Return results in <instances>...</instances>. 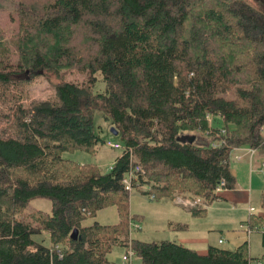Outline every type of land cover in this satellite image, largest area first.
Returning <instances> with one entry per match:
<instances>
[{
	"label": "trees",
	"instance_id": "obj_1",
	"mask_svg": "<svg viewBox=\"0 0 264 264\" xmlns=\"http://www.w3.org/2000/svg\"><path fill=\"white\" fill-rule=\"evenodd\" d=\"M16 20L18 56L1 58L0 85L40 75L55 96L4 113L0 264H116L109 254L130 242L143 264H264L248 240L201 254L174 240L131 238L130 222L141 216L131 213L122 182L139 164L135 186H147L144 193L211 205L222 178L236 186L235 148L264 155V0H20ZM71 69L88 82L66 80ZM98 72L106 87L95 92ZM96 111L113 119L124 146L106 171L84 156L106 144ZM209 113L224 119L211 127ZM38 198L51 212L32 206ZM112 206L117 223L85 224ZM246 225L264 245V212Z\"/></svg>",
	"mask_w": 264,
	"mask_h": 264
},
{
	"label": "rangeland",
	"instance_id": "obj_2",
	"mask_svg": "<svg viewBox=\"0 0 264 264\" xmlns=\"http://www.w3.org/2000/svg\"><path fill=\"white\" fill-rule=\"evenodd\" d=\"M20 0H1L0 5V26L4 32V39L0 45V61L16 62L18 52L16 47L19 35L17 10ZM2 58V59H1ZM66 80H72L85 84L88 82L89 74L82 73L79 70L71 69L63 72ZM98 81L95 84L94 91H103L106 87L103 75L98 72L95 75ZM24 80H16L0 85V134L5 124L4 113L8 112L11 106L23 104L30 105L34 100L54 99L55 91L50 82L44 76H35L29 79L25 75ZM95 125L101 128V136L105 141L122 142L120 135H115L112 128L115 127L113 119H107L105 113L96 111ZM122 149H114L106 144L100 147L98 155L93 158L89 155L86 160H95L98 164H105L101 168L106 171L108 165L112 164L117 157L122 155ZM77 152L72 157H77ZM236 152L232 153V156ZM260 157V155H258ZM78 158V157H77ZM79 159V158H78ZM262 182H264V173L258 174ZM245 189H250V197L245 204H227L221 201H215L212 205L207 206V213L204 215H193L187 212L184 207L176 204L173 199L164 197L162 199L152 198L150 194L143 191L146 188H136L131 192V213L141 216L136 220L140 228H132L131 236L134 239L147 242H160L163 240H176L181 242L182 239H206L210 244L225 248L235 249L243 241L248 240L250 243V253L253 257L264 254V245L262 242V233L253 232L250 236L242 229L241 224L246 221L251 213L263 214L262 207V191L264 188H253L248 182ZM148 189V188H147ZM32 206L46 212H51L52 204L47 199H35ZM255 207V211L251 212L250 208ZM115 206L105 208L98 212L95 218L89 219L85 224H91L99 221L103 224H114L118 222L119 216ZM184 225L178 228V224ZM131 225V224H130ZM222 240V243L219 241ZM188 247L197 250L207 249V242H185ZM127 253V248L117 246L109 258L114 260L116 264H130L123 260V256ZM131 264H143L140 257L135 255Z\"/></svg>",
	"mask_w": 264,
	"mask_h": 264
},
{
	"label": "crops",
	"instance_id": "obj_3",
	"mask_svg": "<svg viewBox=\"0 0 264 264\" xmlns=\"http://www.w3.org/2000/svg\"><path fill=\"white\" fill-rule=\"evenodd\" d=\"M233 152H236V154H240V153L244 154L243 152H246V148L234 150ZM244 155L245 156L242 157L241 159H237L235 155L231 157L230 169L237 180L236 186L232 188L227 187L225 190L219 193L220 195L219 199H217L216 201H221L227 204L231 203L236 205L245 204L250 197V189H245L246 188L245 186H247L246 184H248V182L251 184V186H253L254 189L264 188V182L260 180L258 175L260 173H264L263 170L264 155H260L257 152L254 155H249V154H244ZM258 155H260V157ZM99 165L106 166L105 164H99ZM183 209H185L187 212H191L189 209L186 208ZM246 221H243L241 226L243 224H246ZM197 241H201L203 243L207 242L209 244L208 248L210 245H212L206 239H193V238L182 239L180 243L185 245V242H197ZM208 248L207 249L204 248L201 250L196 249V250L201 254H206L208 252Z\"/></svg>",
	"mask_w": 264,
	"mask_h": 264
},
{
	"label": "built area",
	"instance_id": "obj_4",
	"mask_svg": "<svg viewBox=\"0 0 264 264\" xmlns=\"http://www.w3.org/2000/svg\"><path fill=\"white\" fill-rule=\"evenodd\" d=\"M215 117L224 119V116H222L220 114H218L217 116H215L214 114H211V113L207 114V119H208L211 127L213 125ZM221 132L225 133L226 129H222ZM217 135L220 136L219 133H217ZM222 142H223V139H219L218 141L213 143V145L214 146H219ZM106 145L111 147V148H114V149H122V150H124V146L120 142L114 143L111 140H108V141H106ZM241 148H246V152H243L244 154L254 155L257 152L256 149H254V148H250V147H241ZM241 148H235L234 150H238V149H241ZM244 154L240 153V154H236L235 156H236L237 159H241L242 157L245 156ZM114 162L108 166L107 170H109V169H111L113 167ZM263 170H264V164H263ZM141 171H142V168H141V166L139 164H133L131 166L130 170L123 177L122 182H123L125 188L127 190H129L130 192H132L134 189L137 188L135 185L138 184L137 177H138V173L141 172ZM141 188L144 189V188H146V186H143ZM226 188H227V180L225 178H222L219 181V183L217 184L215 192H216V194H219L223 190H225ZM152 198H153V196H152ZM173 200H174V202L176 204H179V205H181L184 208L189 209V210L194 209V208H206L207 206H209L204 201V199H202L200 197L191 198L189 196L177 195V196H175V198ZM250 211L254 212L255 211V207H251ZM130 224H131L130 227H132V228H140V226L137 225V222L134 219L131 220ZM242 228H244V230L247 232L248 236H250L252 234V232H253V230L250 229L249 227H247L246 224H243ZM130 237L133 238L131 236V230H130ZM220 242H222V240H220ZM135 255H136V252H135V250L133 248L132 243L130 242L129 246L127 247V253L123 256V260L127 261L128 263L131 264V260H132V258ZM256 264H263V262L262 261H257Z\"/></svg>",
	"mask_w": 264,
	"mask_h": 264
},
{
	"label": "water",
	"instance_id": "obj_5",
	"mask_svg": "<svg viewBox=\"0 0 264 264\" xmlns=\"http://www.w3.org/2000/svg\"><path fill=\"white\" fill-rule=\"evenodd\" d=\"M112 132L113 134L115 135H119V131L113 127L112 128ZM196 136L195 135H192L191 138L188 139L189 142H193L195 140ZM185 141V140H184ZM74 239H81L82 237L79 236L78 234V230L77 229H74L73 232H72V235H71Z\"/></svg>",
	"mask_w": 264,
	"mask_h": 264
}]
</instances>
